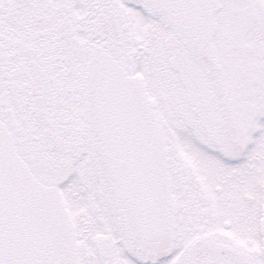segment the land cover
I'll return each mask as SVG.
<instances>
[{
    "label": "snow or ice",
    "instance_id": "6c2138e0",
    "mask_svg": "<svg viewBox=\"0 0 264 264\" xmlns=\"http://www.w3.org/2000/svg\"><path fill=\"white\" fill-rule=\"evenodd\" d=\"M0 264H264V0H0Z\"/></svg>",
    "mask_w": 264,
    "mask_h": 264
}]
</instances>
